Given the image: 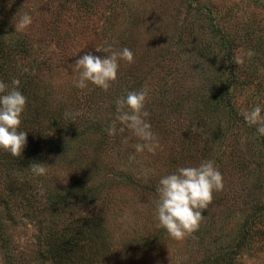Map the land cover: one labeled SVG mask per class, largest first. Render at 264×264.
Wrapping results in <instances>:
<instances>
[{"label":"rangeland","instance_id":"rangeland-1","mask_svg":"<svg viewBox=\"0 0 264 264\" xmlns=\"http://www.w3.org/2000/svg\"><path fill=\"white\" fill-rule=\"evenodd\" d=\"M0 45L19 71L39 66L53 103L91 85L101 94L100 79H113L124 91L135 84L137 105L149 93L162 101L153 112L171 106L169 130L137 133L133 159H111L150 187L113 191L120 211L105 225L122 248L113 264H264V0H0ZM225 87L243 115L229 124L221 104L202 110ZM203 128L215 130L210 141ZM74 170H61L63 185ZM36 227L0 218V264H41Z\"/></svg>","mask_w":264,"mask_h":264},{"label":"trees","instance_id":"trees-1","mask_svg":"<svg viewBox=\"0 0 264 264\" xmlns=\"http://www.w3.org/2000/svg\"><path fill=\"white\" fill-rule=\"evenodd\" d=\"M210 24L220 32L212 16ZM221 40L228 48L223 34ZM8 48L11 46L0 45V218L36 223L41 264H113L122 249L109 243L105 225L107 216L120 211L113 191L148 192L150 187L139 184L111 159L132 160L137 133L147 136L155 130H169L174 112L168 105L153 112L156 99L149 101V93L138 101L142 105H137L135 84L124 91L120 83L112 85L113 79H100L97 88L101 94L90 90L96 87L91 85L72 102L53 103L52 92L36 77L39 66L19 71L15 52ZM227 87L214 93L216 98L221 95L219 102L210 93L202 110L212 112L213 106L221 104L224 121L229 124V118L237 121L243 115L231 106ZM96 99L99 106L93 108ZM184 126L176 128L179 147L189 140V126ZM201 131L199 137L210 141L215 130ZM121 150L125 155H120ZM65 166L75 168L66 186L59 178ZM10 257L6 264H12Z\"/></svg>","mask_w":264,"mask_h":264}]
</instances>
